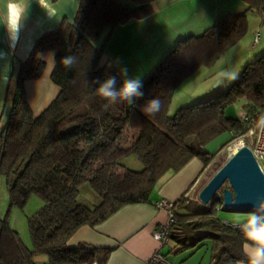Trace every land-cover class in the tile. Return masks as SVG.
Returning a JSON list of instances; mask_svg holds the SVG:
<instances>
[{"label":"trees","instance_id":"obj_1","mask_svg":"<svg viewBox=\"0 0 264 264\" xmlns=\"http://www.w3.org/2000/svg\"><path fill=\"white\" fill-rule=\"evenodd\" d=\"M156 0H78L72 22L44 32L33 43L27 58L10 76L7 99L10 109L0 128V176L5 179L9 209L0 217V264H106L111 249L68 245L83 226L95 227L122 207L150 202L158 181L176 173L197 158L206 168L216 151L206 146L227 134L222 148L242 134L237 118L226 111L239 99L253 112L264 105V53L245 65L238 78L221 94L179 108L168 116L175 90L196 70L211 68L248 32L246 13L226 14L199 37L178 41L142 80L143 97L134 104L110 103L94 92L97 79L118 74L100 66V58L112 32L130 19L153 13ZM250 9L264 15V0H245ZM54 52L50 81L58 93L38 115L27 101L25 82L39 80L46 63L41 54ZM77 57L72 68L61 59ZM118 80L123 79L118 76ZM159 96L162 109L155 115L142 111L147 100ZM133 157L141 165H124ZM88 184L98 203L78 200ZM35 196L42 207L28 218L32 248L21 242L9 225L11 208L23 210ZM221 193L209 206L184 196L173 202L175 223L169 240L182 250L209 240V264L247 263L244 239L219 212ZM46 257L37 262L36 256Z\"/></svg>","mask_w":264,"mask_h":264},{"label":"crops","instance_id":"obj_2","mask_svg":"<svg viewBox=\"0 0 264 264\" xmlns=\"http://www.w3.org/2000/svg\"><path fill=\"white\" fill-rule=\"evenodd\" d=\"M5 3L6 0H0V16L4 13ZM44 4L49 12L37 0H30L27 16L16 41L9 40L5 28L0 24V128L10 109V101L7 99L10 76L27 58L34 41L44 32L58 28L64 20L72 22L78 8V0H44ZM152 9L153 13L146 18L130 19L118 26L105 46L104 54L107 53L109 59L120 57L122 66L129 70V77L142 81L178 41L201 36L218 18L226 14L246 13L248 20V33L234 46L240 48L234 67L237 73L246 63L264 53V15L250 9L245 0H156ZM260 26L262 27L259 28ZM256 35L258 41L254 44ZM49 53L41 54L39 58L46 63L44 73L50 67V77L54 61L48 56ZM113 68L124 79L119 75V66ZM210 70L213 67L208 68L207 72ZM214 74L209 73L205 78L203 85H206L202 89V95L205 96L198 98L193 94L192 99L199 101L214 97L227 87L223 86L217 92L216 86L211 85L215 81ZM42 78L43 76L39 80L25 82V90L33 82L38 85ZM43 96L42 90L41 97ZM226 114L233 117L227 111ZM205 171L206 168H203L199 159H191L178 172H169L158 181L150 195V202L124 206L95 227H80L68 240V245L75 247L83 244L111 249L106 264H145L146 259L157 248L152 232L167 218L164 211L155 208V202L161 198L175 202L182 196L197 200L199 190L207 182ZM219 216L221 217L220 214ZM222 219L234 224L241 222V219ZM211 248V241L204 240L192 248L182 250L170 240L162 253L172 264H209Z\"/></svg>","mask_w":264,"mask_h":264},{"label":"rangeland","instance_id":"obj_3","mask_svg":"<svg viewBox=\"0 0 264 264\" xmlns=\"http://www.w3.org/2000/svg\"><path fill=\"white\" fill-rule=\"evenodd\" d=\"M261 27L262 26H260L259 28ZM241 40H239L236 44H238ZM235 45L230 47L215 62V64L212 66L213 70L207 72L208 68L201 67L198 70H196L192 75H190L188 78H186V80L175 90L172 96L171 102L169 104L168 116H173L176 113V111L181 107H186L197 102L196 99L195 100L192 99L194 98V96H192L193 94H196L198 98L205 96L202 95L204 94L202 89L205 88L206 83L204 85L203 83L206 81L205 78L206 76H209V73H215L214 74L215 81L211 82L212 87L215 86V83L219 78L221 72L227 70L237 73V69H235L234 67L238 60L240 48L239 49L235 48L234 47ZM254 60L255 59L249 61L248 63ZM49 72H50V67L47 68L46 72L43 75V78L41 79V82L38 85L33 84L34 82L32 84L27 85L26 94L28 96L29 105L31 106L34 115H38L43 109H45L49 105V103L55 99L58 93L57 87L54 84H52L49 79ZM240 72H238V76ZM234 81L231 82L229 80H225L224 86L227 85V87L222 92H224ZM41 86H43V88ZM222 88L223 86L216 87L217 92H220ZM42 90L44 91L43 97H41ZM244 104H245V100L239 99L227 110L228 114H231L233 117L237 118V116L241 113L242 108H244V110L246 109L244 107ZM226 137L227 134H222L216 137L215 139H213L212 141H210L206 146V149L210 154H213L220 149L219 152L216 153L214 158L210 161L209 165L206 167L205 174L207 181L233 154L232 151L228 149L229 143L223 146L222 148H219L220 144L225 140ZM124 165L131 170L141 169V165L133 157L126 158L124 160ZM78 200L81 203L88 206H93L97 204L99 201L97 196L91 190L88 184H83L80 187ZM41 207H42V202L37 197L32 196L23 210L18 208H11L8 214L10 227L17 232L24 246L30 249L32 248V242L28 230V218L33 216ZM8 209H9V197L6 188V183H5V179L0 176V217L1 218L7 214ZM219 214L221 215L222 218H231L237 221L248 215V213L224 212L221 210ZM35 258L37 262H44L46 260V257L43 255H38Z\"/></svg>","mask_w":264,"mask_h":264},{"label":"clouds","instance_id":"obj_4","mask_svg":"<svg viewBox=\"0 0 264 264\" xmlns=\"http://www.w3.org/2000/svg\"><path fill=\"white\" fill-rule=\"evenodd\" d=\"M37 2L47 10L44 0H37ZM29 6L30 0H6L4 13L0 16V24L5 28L10 41L18 40ZM48 56L54 61V52L49 53ZM61 63L65 68L70 69L77 63V57L66 55L61 59ZM122 64L120 57L109 59L107 53L101 56L100 66L106 65L108 68L119 66V75L124 79L119 81L116 74L109 75L103 80L97 79L94 81L97 85L94 92L110 103L127 102L131 105L134 104V98L144 96V92L141 90L143 83L139 78L129 77L128 68ZM237 78L238 73L225 70L221 72L215 86H224L225 80L234 81ZM162 107L163 101L159 96H155L147 100L142 111L145 114L155 115ZM255 124L256 127L264 130V115H260ZM250 203L253 206L252 210L237 224L244 237L242 251L247 264H264V196H257Z\"/></svg>","mask_w":264,"mask_h":264},{"label":"water","instance_id":"obj_5","mask_svg":"<svg viewBox=\"0 0 264 264\" xmlns=\"http://www.w3.org/2000/svg\"><path fill=\"white\" fill-rule=\"evenodd\" d=\"M221 193L224 212L249 213L250 201L264 196V173L247 145L238 147L227 161L208 179L197 194L201 205L207 206Z\"/></svg>","mask_w":264,"mask_h":264},{"label":"built area","instance_id":"obj_6","mask_svg":"<svg viewBox=\"0 0 264 264\" xmlns=\"http://www.w3.org/2000/svg\"><path fill=\"white\" fill-rule=\"evenodd\" d=\"M257 41L258 35L254 38V44H256ZM260 115H264V105L253 112H249L247 109L244 110V108H242L237 119L242 126L243 132L239 135H232L233 140L228 144V149L234 153L238 147L247 145L253 153L261 172L264 173V130L259 129L255 124ZM154 206L156 209L164 211L167 218L152 232V239L157 243V248L152 255L146 259L145 264H172L168 261L166 255L162 253V250L170 241V229L176 221L173 213V201L161 198L155 202ZM231 226L236 229L244 239L237 224H232Z\"/></svg>","mask_w":264,"mask_h":264}]
</instances>
